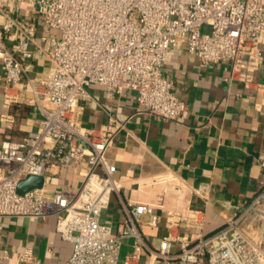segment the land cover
<instances>
[{
    "label": "built area",
    "instance_id": "2783aa9c",
    "mask_svg": "<svg viewBox=\"0 0 264 264\" xmlns=\"http://www.w3.org/2000/svg\"><path fill=\"white\" fill-rule=\"evenodd\" d=\"M22 11L36 20L21 22ZM0 17L3 105L16 112L34 108L39 126L19 141L0 142V219L57 217L62 239L73 244L66 264H120L126 240L132 252L124 264H139L146 253L147 264H264V187L212 235L204 234L203 212L169 211L167 233L151 248L143 219L158 227L162 214L128 200L122 203L126 221L112 232L101 219L124 184L107 153L129 119L86 128L81 105L89 89L100 86L111 96L135 92L136 114L187 118V104L163 73L167 59L179 51L203 67L227 62L231 79L249 86L251 72L264 60V0H0ZM37 57L49 64L45 76L34 75ZM2 121L14 123L16 114ZM82 163L87 171L75 190H49L54 168ZM30 175L44 176L45 186L21 196L18 186ZM193 191L208 203L207 188ZM2 258L35 261L31 249L14 256L5 251Z\"/></svg>",
    "mask_w": 264,
    "mask_h": 264
},
{
    "label": "crops",
    "instance_id": "0c3cea01",
    "mask_svg": "<svg viewBox=\"0 0 264 264\" xmlns=\"http://www.w3.org/2000/svg\"><path fill=\"white\" fill-rule=\"evenodd\" d=\"M19 19L36 20L25 11ZM3 23L0 17V28ZM34 66L36 76H45L49 69L48 62L40 57L35 58ZM242 72L247 74L248 70ZM163 73L174 82L175 94L187 104V118L164 121L147 113L136 114L139 103L136 93L130 90L111 96L106 88L94 86L81 102L82 124L86 128L99 129L113 118L129 119L107 153L108 160L117 166V179L124 189L120 196L112 195L101 222L115 233L126 221L124 201L154 207L162 214V223L151 227L144 218L142 226L147 244L154 249L167 233V212H203L204 234L212 235L224 228L264 187V60L251 72L249 86L239 77L231 79L229 63L203 67L187 51L173 53ZM0 85H4L1 69ZM8 113L16 114L14 123L2 121ZM36 117L34 108L25 107L18 112L6 109L2 94L0 142L19 141L38 130ZM86 171L85 163L71 169L54 168L47 179L48 188L75 190ZM204 187L208 203L193 191ZM57 224L54 216L0 219V253L6 251L14 256L31 249L35 258L33 263L2 258L0 264H66L72 256L73 244L62 239ZM131 245V240L125 241L120 264L131 255ZM147 263L146 253L139 264Z\"/></svg>",
    "mask_w": 264,
    "mask_h": 264
},
{
    "label": "water",
    "instance_id": "95a60500",
    "mask_svg": "<svg viewBox=\"0 0 264 264\" xmlns=\"http://www.w3.org/2000/svg\"><path fill=\"white\" fill-rule=\"evenodd\" d=\"M45 181L44 176L30 175L20 182L17 192L19 195L23 196L35 189H41L45 186Z\"/></svg>",
    "mask_w": 264,
    "mask_h": 264
}]
</instances>
